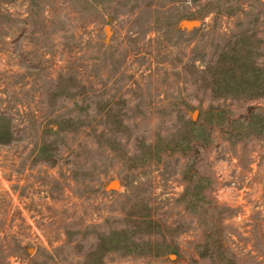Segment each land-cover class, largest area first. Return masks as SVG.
I'll return each instance as SVG.
<instances>
[{
  "label": "rangeland",
  "instance_id": "1",
  "mask_svg": "<svg viewBox=\"0 0 264 264\" xmlns=\"http://www.w3.org/2000/svg\"><path fill=\"white\" fill-rule=\"evenodd\" d=\"M0 264H264V0H0Z\"/></svg>",
  "mask_w": 264,
  "mask_h": 264
},
{
  "label": "water",
  "instance_id": "2",
  "mask_svg": "<svg viewBox=\"0 0 264 264\" xmlns=\"http://www.w3.org/2000/svg\"><path fill=\"white\" fill-rule=\"evenodd\" d=\"M197 25H198V22L196 20H187V19H182L178 23V27L180 29H186V30L192 29V28L196 27ZM192 117H193V115H192ZM114 182H112V183H114Z\"/></svg>",
  "mask_w": 264,
  "mask_h": 264
}]
</instances>
